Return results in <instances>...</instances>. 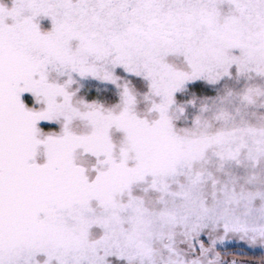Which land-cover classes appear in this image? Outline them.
<instances>
[{"label":"snow or ice","instance_id":"obj_1","mask_svg":"<svg viewBox=\"0 0 264 264\" xmlns=\"http://www.w3.org/2000/svg\"><path fill=\"white\" fill-rule=\"evenodd\" d=\"M0 264H264V0H0Z\"/></svg>","mask_w":264,"mask_h":264}]
</instances>
